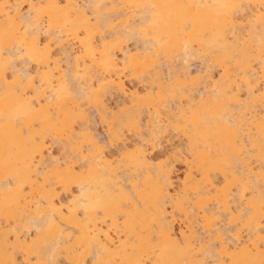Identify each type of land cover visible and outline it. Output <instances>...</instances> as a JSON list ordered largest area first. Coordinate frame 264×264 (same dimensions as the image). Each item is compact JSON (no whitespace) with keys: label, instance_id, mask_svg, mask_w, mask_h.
Here are the masks:
<instances>
[{"label":"bare ground","instance_id":"6f19581e","mask_svg":"<svg viewBox=\"0 0 264 264\" xmlns=\"http://www.w3.org/2000/svg\"><path fill=\"white\" fill-rule=\"evenodd\" d=\"M0 264H264V0H0Z\"/></svg>","mask_w":264,"mask_h":264},{"label":"rangeland","instance_id":"374dc122","mask_svg":"<svg viewBox=\"0 0 264 264\" xmlns=\"http://www.w3.org/2000/svg\"><path fill=\"white\" fill-rule=\"evenodd\" d=\"M127 85H133L132 83H127ZM142 85V84H141ZM140 85V86H141ZM117 102V99H116V96H112V97H109L108 98V101L107 103L109 104V106L111 107H114L115 106V103ZM114 104V105H113ZM99 129V126L97 127ZM166 136H168V139L171 138L170 134L167 132L165 133ZM173 142H177L179 140L177 139H172ZM57 149V147H54V150ZM168 150L169 148L166 149V152H165V149H164V152L163 153V150L161 151H157L155 153V155H157L156 157H158L160 159V161H163V160H167V161H170V162H174L175 164L173 165V170L175 172V174L177 175H182L183 173V170H184V163L182 161L181 158H178V157H175L174 155L172 154H169L168 153ZM159 152V153H158ZM168 153V154H167ZM159 154H162V155H159ZM167 154V155H166ZM164 156V157H163ZM163 158V159H162Z\"/></svg>","mask_w":264,"mask_h":264}]
</instances>
